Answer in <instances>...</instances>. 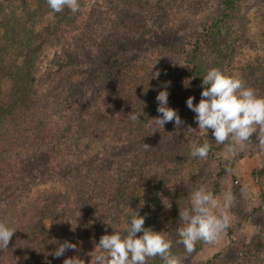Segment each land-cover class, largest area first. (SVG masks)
<instances>
[{
    "label": "rangeland",
    "instance_id": "rangeland-1",
    "mask_svg": "<svg viewBox=\"0 0 264 264\" xmlns=\"http://www.w3.org/2000/svg\"><path fill=\"white\" fill-rule=\"evenodd\" d=\"M222 3L223 0H89L84 9L83 21L72 36L55 44L47 52L40 67L41 75L49 76L53 83H59L54 87L57 90L52 92L55 100L62 93L69 92L66 87L70 82L84 81L93 86L94 79L101 78L105 71L113 73V70H117L121 64L101 66L100 60H107L122 47L130 54L129 62L138 66V75L143 73L146 77L145 80L143 75V83L138 85V156H125L123 160L128 173L137 166L138 173L133 171L127 183L124 182L126 185L119 187L123 181L116 179V174L108 175L102 161L90 159V155L82 158V172L90 168L94 171L97 169L96 175L98 179H103L100 185L106 188L108 198L100 202L97 200L100 206L95 208L99 211L78 210L77 216L72 218V232L66 241L76 244L79 252L69 250L71 257L78 256L85 259V264H90L91 258L87 254L94 250L93 240L98 244L100 237L109 230L104 222L112 220L114 223V218L118 215L123 217L124 211L134 209L141 216L150 213V221L154 222L153 231L162 232L166 240L172 241L168 221L172 211V198H168L165 191L159 192V198L148 196L150 192L158 191L157 182L152 181L153 177H157L161 185L166 184L164 176L155 173V167L166 176L172 172L167 185L180 191L184 188L189 191L190 188L186 186L188 183L192 185L191 189L205 185L212 191L218 173L225 168L226 174L219 178L220 192L215 196L222 200L224 192L231 191L235 195V206L228 210V215L231 220L230 228L236 233L234 239L238 241H230L227 231L219 242L200 246L191 255H182L181 264H206L216 255H229L236 243L241 247L234 264H264V153L259 151L255 138L245 151L231 155L226 153L225 145L215 143L211 130L208 133L184 134L188 125L198 128L194 122L195 113L186 106L189 97H195L193 102L198 104L203 90L192 83L191 74L195 66L199 68L202 77L211 68H218L226 75L240 79L244 66L249 62L262 64L264 69V0H240V12L235 14L236 19L233 20L235 27L232 38L223 36L213 47L196 48L197 39L205 34L206 23L221 16ZM97 16H103L104 21L98 20ZM91 23L95 25L94 39L84 47L86 39L82 34L87 29L85 25ZM233 41L237 43L234 45ZM127 61L122 59V63ZM156 72H160L158 78H154ZM159 83L163 87L170 84L167 87L168 106L177 110L185 121L181 129L177 130L174 122L165 124L164 129L159 128L152 120L160 115L158 112L147 123L142 116L141 98L145 94V86L153 88ZM9 87V83L5 84L6 95ZM255 92L257 96L264 97L261 91ZM71 98H64V101L72 100L73 106L78 107L79 102ZM156 103L154 97L148 107H154ZM61 116L69 120L76 117L68 112H63ZM205 142L211 144L208 158L201 160L191 157L192 147ZM143 143L152 149L146 151ZM126 152L128 151L115 150L114 157L125 155ZM65 156L66 152L55 157L52 164L57 165ZM71 158L69 160L72 161ZM92 182L95 184L93 180ZM134 183L138 184V201L128 204L127 208L126 200L130 199L134 191ZM242 188L246 191L242 192ZM49 191H67L72 203L81 205L76 191L67 189L62 183L32 186L31 197L37 198ZM109 198H114V203H109ZM249 257L251 260L245 263L244 259Z\"/></svg>",
    "mask_w": 264,
    "mask_h": 264
},
{
    "label": "trees",
    "instance_id": "trees-1",
    "mask_svg": "<svg viewBox=\"0 0 264 264\" xmlns=\"http://www.w3.org/2000/svg\"><path fill=\"white\" fill-rule=\"evenodd\" d=\"M88 1L79 0L80 10L73 14L68 8L59 13L53 12L47 0H0V222H6L8 227L16 229L8 249L0 250V264H63L64 259L71 258L70 251L60 258L50 254L70 237L72 218L79 211L96 210L95 206H100L97 200L100 202L108 198L106 188L100 185L103 179H98L96 175L97 169L82 172L80 167L84 164L82 158L85 156L102 161L108 175L116 174L115 178L123 181L119 187L126 185L133 171L138 173V166L129 169L132 172L128 173L123 160L125 156H138V121L132 122L128 114L138 113V85L143 83L144 74L138 75V66L129 62L130 54L125 47L107 60H100L101 66L121 64L117 70H113V73L105 71L101 78L94 79L93 86L84 81L70 82L66 87L69 92L63 91L56 100L52 92L57 90L54 87L59 83H53L49 76L41 75L40 67L47 52L55 44L72 36L83 21ZM239 1L223 0L221 16L206 23L204 36L196 41L197 49L213 47L223 36L233 35V20L236 19L235 14L240 12ZM97 17L104 21L103 16ZM94 26L92 23L85 25L87 29L82 34L86 39V43H82L84 47L94 39ZM235 43L237 41H233ZM122 59L128 61L122 63ZM262 68V64L247 63L241 79L247 87L264 94ZM192 72V83L201 87L202 73L196 66ZM7 83L10 87L6 95L4 87ZM144 90L141 112L147 123L156 117L158 102L154 107L148 105L151 106L154 97L165 89L159 83L153 88L145 86ZM69 97L79 102L78 107L73 106L72 100L64 101ZM63 112L76 117L74 120L66 119L61 116ZM118 149L128 152L114 157ZM64 152L65 159L54 166V158L62 156ZM226 172L222 168L218 173L212 185L214 195L220 192L219 178ZM155 173L164 176L166 184L161 185L158 178L153 177L158 191L150 192L148 196L159 198V192L165 191L167 197L172 198V211L168 217L173 239L171 252L181 257L186 253L183 246L176 243V229L180 226L179 209L189 206L192 185H186L189 191L186 188L181 191L173 186L170 188L167 184L172 172L166 176L155 167ZM51 182L62 183L67 189L76 191L81 205H74L67 191H49L37 198L31 197L32 186ZM132 186L134 191L126 200L127 208L128 204L138 201V184ZM114 201V198H109V203ZM155 204L159 208L156 201ZM135 211H124L123 217L118 215L114 223L111 220L114 230L124 235L126 224L131 216L136 215ZM149 214L142 215L145 217L144 226L153 230L154 222L151 223ZM114 230L109 227L105 234H112ZM227 231L230 241L237 242L234 239L235 231L230 227ZM140 235L142 233L137 234ZM203 245L198 242L196 250ZM240 247L236 243L229 255H216L206 264H234ZM244 260L249 263L251 259ZM147 264H163V261L156 257L148 260Z\"/></svg>",
    "mask_w": 264,
    "mask_h": 264
},
{
    "label": "clouds",
    "instance_id": "clouds-1",
    "mask_svg": "<svg viewBox=\"0 0 264 264\" xmlns=\"http://www.w3.org/2000/svg\"><path fill=\"white\" fill-rule=\"evenodd\" d=\"M48 7L56 13L65 8L75 14L80 10L79 0H47ZM156 72L154 78H158ZM160 91L156 97L158 102L157 112L160 114L152 119L155 124L164 129L165 124L174 122L175 128L181 129L185 121L178 115L177 110L168 106L169 92ZM202 92L198 104H194L195 97L186 100V106L195 113L194 122L198 128L188 125L184 129L185 135L196 132L208 133L217 145H225V151L231 155H238L253 142L261 153H264V97L257 96L254 89L247 87L240 78L228 76L218 68H211L202 77ZM132 122L140 120V115L135 112L128 114ZM147 151L152 149L143 143ZM211 150V144L205 142L194 145L190 156L206 160ZM241 191H246L242 188ZM222 200L210 191L207 186L200 185L189 192V206L179 209L180 226L176 229L177 244L182 245L186 255H191L196 250L198 242L213 245L226 234L231 226L228 210L235 206L236 197L231 192H224ZM126 224L125 234L114 230L111 222H104L114 231L104 234L97 244L93 240L94 250L87 255L91 258L90 264H147L152 258L159 257L163 264H181L179 256L171 252L172 241L166 240L162 232L146 228L145 217L135 211ZM107 231V229L105 230ZM16 229L0 222V250H7ZM138 233L142 235L137 236ZM73 250L79 252L76 244L64 241L59 244L52 255L60 258ZM63 264H85L78 256L66 258Z\"/></svg>",
    "mask_w": 264,
    "mask_h": 264
}]
</instances>
